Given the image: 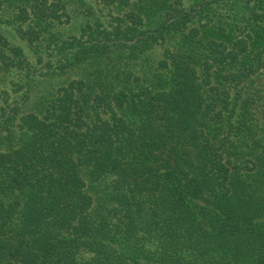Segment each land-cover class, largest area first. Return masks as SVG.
<instances>
[{
    "label": "trees",
    "instance_id": "16d2710c",
    "mask_svg": "<svg viewBox=\"0 0 264 264\" xmlns=\"http://www.w3.org/2000/svg\"><path fill=\"white\" fill-rule=\"evenodd\" d=\"M92 2L0 0V264H264V0Z\"/></svg>",
    "mask_w": 264,
    "mask_h": 264
},
{
    "label": "rangeland",
    "instance_id": "374dc122",
    "mask_svg": "<svg viewBox=\"0 0 264 264\" xmlns=\"http://www.w3.org/2000/svg\"><path fill=\"white\" fill-rule=\"evenodd\" d=\"M86 2H88L91 7L96 11L97 14H99V7L92 2V0H85ZM84 24L83 19H81L80 16L72 18L70 21H68L67 23H64L63 25H59L56 28L57 34L61 35L62 38L64 39H68L71 36H78L80 34L81 31V26ZM1 30L3 32V34L6 36V38L13 44L16 46H20L22 48V50L24 51L25 55L33 62L34 61V57L32 55V53L29 51V49L25 46V44L23 42H21L13 33V31L11 30V27L6 25V24H2L1 25ZM75 74L71 73L68 75H64L62 77H55L54 79H51L50 81L52 82H45L43 84V88H41L39 91H35L31 94V101H33V98L35 96V94L39 93H45L47 92L51 86H60L61 84H63L64 82H67L68 80L74 79L75 78ZM39 94V95H40Z\"/></svg>",
    "mask_w": 264,
    "mask_h": 264
}]
</instances>
